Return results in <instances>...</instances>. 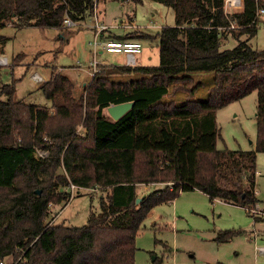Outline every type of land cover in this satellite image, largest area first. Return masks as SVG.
I'll use <instances>...</instances> for the list:
<instances>
[{
	"label": "trees",
	"instance_id": "obj_1",
	"mask_svg": "<svg viewBox=\"0 0 264 264\" xmlns=\"http://www.w3.org/2000/svg\"><path fill=\"white\" fill-rule=\"evenodd\" d=\"M99 1L0 0L1 49L7 24L62 29L68 19L92 17ZM154 1L174 9L173 25L155 34L136 28L113 35L108 29L103 37H157L159 64H103L86 94L78 95L68 75L52 72L42 84L51 107L16 99V81L0 80V263L136 264V239L150 211L185 190L244 206L261 219L250 209L259 201L257 156L264 152V48L249 40L257 34L253 20L264 0H243L233 12L225 10V0ZM229 33L238 43L222 48ZM200 87L205 98H196ZM253 91L255 148H218L217 111ZM126 101L134 102L131 109L110 118L108 106ZM38 149L48 154L37 157ZM150 183L163 185L140 195L138 185ZM72 184L79 192L109 189L101 196L102 210L91 211L80 226L50 223V204L68 201ZM237 233L228 230L217 239ZM155 264L163 259L155 257Z\"/></svg>",
	"mask_w": 264,
	"mask_h": 264
},
{
	"label": "rangeland",
	"instance_id": "obj_2",
	"mask_svg": "<svg viewBox=\"0 0 264 264\" xmlns=\"http://www.w3.org/2000/svg\"><path fill=\"white\" fill-rule=\"evenodd\" d=\"M98 13L99 23L107 25L109 32L118 34L136 28L155 34L163 26L175 23L174 9L154 0L137 4L133 0H100ZM260 16L257 34L249 40L255 48H264V14ZM95 23L94 14L81 23L68 22L62 29L37 26L17 28L7 24L1 30L8 40L3 50L0 46V57L7 60V63H0V80L4 83L16 81V99L51 107V100L45 95L42 84L51 78L52 72L68 75L78 95L81 92L86 94L94 78L102 71L100 66L103 64L160 63L157 37L141 39L143 51L136 55L135 64L129 62L125 52L95 48L90 43L95 39ZM247 37L243 33L240 38ZM225 39L222 48H232L238 43L231 33ZM36 74L42 79L35 78ZM123 76L113 74L118 79ZM202 76L196 73L197 78ZM127 79L130 76L127 75ZM206 95L205 87H200L196 92V98H205ZM257 106L258 93L253 91L217 111L221 131L218 148H255ZM109 117L112 118L111 115ZM79 129L84 132V129ZM44 154L47 152L43 149L36 151L37 157ZM58 172L65 173L63 168H59ZM239 182L244 185L245 179ZM162 185L139 184L137 189L140 195H145ZM71 192L68 201L50 204V223L63 222L77 226L87 223L91 211L102 210L101 196L106 198L110 190L95 186L81 188L80 192L73 189ZM256 193L259 201L252 209L257 213L251 212L258 215L259 220H255L246 207L219 198L211 200L208 194L198 189L182 191L173 202L157 205L150 211L138 233L136 264H155L157 256L163 259V264H264V152H259L257 156ZM228 230L238 233L229 240L219 241V234Z\"/></svg>",
	"mask_w": 264,
	"mask_h": 264
},
{
	"label": "built area",
	"instance_id": "obj_3",
	"mask_svg": "<svg viewBox=\"0 0 264 264\" xmlns=\"http://www.w3.org/2000/svg\"><path fill=\"white\" fill-rule=\"evenodd\" d=\"M242 4H243V0H225V10L228 12L239 11L242 9ZM261 14H264V7H259L257 9L255 19L253 20V23H255L256 25H257L258 19L261 17L260 16ZM68 22L70 23L72 21L68 19L67 23ZM95 26L97 27V30L95 32V39L93 42H90L95 48L102 47L103 50H107L109 52H120V51L125 52L129 56V62L135 64L136 55L143 51V43L141 40H138V39H128V40L106 39L103 37V31L106 30L108 26L102 23H98V21L96 22ZM230 27L236 28L235 23H232ZM0 58H1L0 63H7V60H5L4 57H0ZM34 77L37 78L38 80L42 79V77L37 74L34 75ZM47 154H44V155H47ZM73 189H77V187L74 184L71 185V190ZM250 210L253 211L254 213L256 212V210L252 208ZM262 214L264 216V211L262 212ZM0 264H3V262H1ZM200 264H216V263L203 262Z\"/></svg>",
	"mask_w": 264,
	"mask_h": 264
},
{
	"label": "water",
	"instance_id": "obj_4",
	"mask_svg": "<svg viewBox=\"0 0 264 264\" xmlns=\"http://www.w3.org/2000/svg\"><path fill=\"white\" fill-rule=\"evenodd\" d=\"M133 105H134L133 101H126L122 103L111 104L110 106H108L107 111L114 120H118L125 113H127ZM140 201H141V197L137 199V202H140Z\"/></svg>",
	"mask_w": 264,
	"mask_h": 264
},
{
	"label": "crops",
	"instance_id": "obj_5",
	"mask_svg": "<svg viewBox=\"0 0 264 264\" xmlns=\"http://www.w3.org/2000/svg\"><path fill=\"white\" fill-rule=\"evenodd\" d=\"M99 13H98V6L96 7V12H95V22H97L98 21V23H99V15H98ZM94 24H92V26H93ZM95 25H96V23H95ZM93 26V29H94V33L96 32V30H97V27L96 26ZM128 33V32H127ZM111 34H113V35H122V34H118L117 32H111ZM110 39H112V38H110ZM101 52V51H100Z\"/></svg>",
	"mask_w": 264,
	"mask_h": 264
}]
</instances>
